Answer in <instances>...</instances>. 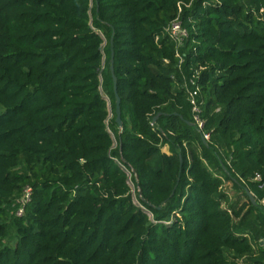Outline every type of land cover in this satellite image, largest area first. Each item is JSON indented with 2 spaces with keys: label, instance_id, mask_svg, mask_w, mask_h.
Here are the masks:
<instances>
[{
  "label": "trees",
  "instance_id": "1",
  "mask_svg": "<svg viewBox=\"0 0 264 264\" xmlns=\"http://www.w3.org/2000/svg\"><path fill=\"white\" fill-rule=\"evenodd\" d=\"M262 197L264 0H0V264H264Z\"/></svg>",
  "mask_w": 264,
  "mask_h": 264
},
{
  "label": "built area",
  "instance_id": "2",
  "mask_svg": "<svg viewBox=\"0 0 264 264\" xmlns=\"http://www.w3.org/2000/svg\"><path fill=\"white\" fill-rule=\"evenodd\" d=\"M263 10V9H261ZM180 13V7L179 11ZM179 13L164 27L165 32L169 38L174 42L175 45V55L178 58V67L180 68L183 63V53H181V48L184 46L185 39L188 36V31L186 27L183 26L181 17ZM199 70H194L189 76L182 75L181 87L185 90L186 98L191 106V114L193 123L196 125L200 132L201 138L206 142L210 140V133L204 130L205 119L201 116L202 102L200 98V83ZM255 180H260L258 174L254 177ZM30 199V187L26 186L23 189V193L20 197L16 199L18 206L14 213L16 215H21L25 203ZM260 204L264 209V197L260 198ZM264 242V238L261 239Z\"/></svg>",
  "mask_w": 264,
  "mask_h": 264
},
{
  "label": "water",
  "instance_id": "3",
  "mask_svg": "<svg viewBox=\"0 0 264 264\" xmlns=\"http://www.w3.org/2000/svg\"><path fill=\"white\" fill-rule=\"evenodd\" d=\"M103 44H104V42L102 43L100 48H102ZM103 59H104V56H103ZM109 69H110L112 80H113V91H114V95H115V122L117 123L118 127H121L122 126V120H121V109H120V97H119V95L117 93V89H116V76L114 74V68H113V51H111V53H110ZM158 114H159V112L153 116V121L157 118ZM110 115H111V113H110ZM189 123L193 124L192 122H189ZM203 142H205V141L203 140ZM246 191H247L249 198L254 202V198H253L252 193L248 190H246Z\"/></svg>",
  "mask_w": 264,
  "mask_h": 264
},
{
  "label": "rangeland",
  "instance_id": "4",
  "mask_svg": "<svg viewBox=\"0 0 264 264\" xmlns=\"http://www.w3.org/2000/svg\"><path fill=\"white\" fill-rule=\"evenodd\" d=\"M163 149H166V147L164 146ZM130 185L132 186L131 182ZM222 189L228 194V198L231 202L237 199L238 196H240L238 200L245 199V197L242 194L241 187H237L236 185L234 186L232 180L224 178ZM223 206L228 207L227 204H223Z\"/></svg>",
  "mask_w": 264,
  "mask_h": 264
}]
</instances>
